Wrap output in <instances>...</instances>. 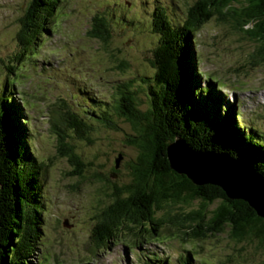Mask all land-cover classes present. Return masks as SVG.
I'll use <instances>...</instances> for the list:
<instances>
[{
	"label": "rangeland",
	"instance_id": "obj_1",
	"mask_svg": "<svg viewBox=\"0 0 264 264\" xmlns=\"http://www.w3.org/2000/svg\"><path fill=\"white\" fill-rule=\"evenodd\" d=\"M196 1L65 0L32 53L20 57L19 20L31 0H0V91L8 82L23 113L32 150L43 165L42 241L28 259L31 264H143L149 258L177 264L187 252L193 253L190 264H264V247L257 240L237 242L228 228L205 239H192L185 235L187 230L179 233L168 228L151 239L138 228L126 226L118 238L103 244L93 237L102 210L113 202L115 186L131 185L130 166L139 153L130 144L137 135L132 125L113 114L117 129L101 126L92 113L93 101L112 105L118 90L132 83L140 111L150 109L148 88L142 81L153 74L150 60L159 40L151 31L155 9L162 6L171 23L182 24ZM102 16L110 31L106 42L92 31L95 18ZM233 26L226 12L213 16L195 33V67L200 84L210 81L220 89L223 102L240 114L246 133L264 142V60L255 57L258 44ZM69 112L92 127L89 140L74 137L68 127L74 123ZM63 132L72 136L66 142L85 164L82 177L74 175L76 166L60 149ZM173 150L175 156H184L181 145ZM119 154L123 159L115 170ZM224 165L241 173L233 174V179H240L237 185L260 188L250 169ZM199 208L197 201L178 204L165 207L157 216L169 218ZM203 232L208 234V230Z\"/></svg>",
	"mask_w": 264,
	"mask_h": 264
},
{
	"label": "trees",
	"instance_id": "obj_2",
	"mask_svg": "<svg viewBox=\"0 0 264 264\" xmlns=\"http://www.w3.org/2000/svg\"><path fill=\"white\" fill-rule=\"evenodd\" d=\"M64 1L31 0L19 20L20 57L26 52L32 53L39 37L49 31ZM226 12L233 27L246 31L258 44L255 57L264 60V0H197L182 24L171 23L162 6H158L151 27L159 38L150 60L153 74L145 77L147 82L142 81L147 85L151 108L140 111L132 83L118 90L112 105L102 102L97 105L93 101L92 113L95 112V121L101 126L116 130L117 125L111 120L113 114L132 125L137 135L130 144L139 152L130 166L131 185L121 189L115 186L111 195L113 202L104 209L94 229L93 237L98 244L118 238L126 226L138 228L151 239L162 228L179 233L187 230L185 235L192 239H205L228 228L237 242L257 240L264 247V215L250 201L230 196L221 185L209 182L220 181L217 179L222 176L219 166L224 164L244 171L252 168V174L264 181V142L246 133L234 106L223 102L220 89L216 90L210 81L205 86L200 84L195 67L192 37L213 16H225ZM95 21L93 33L99 40L108 41L107 18L96 17ZM248 26L251 28L245 30ZM223 106L229 108L223 111ZM68 115L74 122L68 126L74 137L89 140L92 127L76 114L69 112ZM22 116L6 82L0 91V264H31L28 259L38 252L42 241L44 179L40 174L43 165L32 150ZM66 137L72 138L67 132L59 136L60 149L76 166L74 175L82 177L85 164L73 152ZM177 140L184 142L191 155L198 154V161L204 159L201 162L208 165L210 171L200 177L202 183L191 178L190 174L196 172L194 167L190 174L175 168L177 165L184 170L170 159V147ZM114 168L119 169L116 161ZM228 172L241 174L231 169ZM262 195L256 194L255 202L264 213ZM195 201L200 203L197 210L179 211L169 218L157 216L165 207L187 206ZM212 206L216 207L210 210ZM145 236L142 235V240H146ZM186 254L178 258V264H190L193 253ZM152 262L167 264L159 258H149L143 264Z\"/></svg>",
	"mask_w": 264,
	"mask_h": 264
},
{
	"label": "water",
	"instance_id": "obj_3",
	"mask_svg": "<svg viewBox=\"0 0 264 264\" xmlns=\"http://www.w3.org/2000/svg\"><path fill=\"white\" fill-rule=\"evenodd\" d=\"M181 145L183 148H184V156H180V154L179 155H177V156H175L174 155V146H176V145ZM169 153H170V159H171V161L174 163V164H178V166L179 167H183L184 168V170H182V169H179L178 167H177V165L175 166V168L177 169V170H179L180 172L182 171V172H184V173H189L192 169H193V167L195 168L194 170H193V172L194 171H196V172H194V173H189L190 174V176H191V178L193 179V180H195L196 182H198V183H202V181H201V178L200 177H203L204 175H205V172H208V170L210 171V169H207V166L208 165H206L205 164V162L203 163V162H201V161H203L204 159H202V160H200V161H198V154L196 155V156H194V155H191L192 154V152H191V150L190 149H188L185 145H184V142L183 141H180V140H177L174 144H173V146L172 147H170V151H169ZM178 156H180L179 158L180 159H177L176 157H178ZM183 157H185L184 159H183ZM121 161H122V156L120 155L119 157H118V159L116 160V168H119V165H120V163H121ZM197 162H198V165H196L197 164ZM205 166H204V165ZM214 166H216V165H214ZM219 168L221 169L220 171L222 172L221 174H222V176H220V177H217V179H219L220 181H217V180H210L209 182H213V183H215V184H219V185H221L226 191H227V193L230 195V196H233V197H241V198H244V199H246V200H248V201H250V203H252V205L253 206H255L257 209H258V211L262 214V215H264V213L262 212L263 210V208L261 209L260 207H258L257 206V204H256V202H255V195L256 194H259V195H262L263 197H264V181H262L261 179H259L258 177H256V179L258 180V182H259V184L261 185L260 186V188H258L257 189V187L255 188V187H251V188H248V187H243L242 186V184L241 183H238V184H240L241 185V187L239 186V185H237L235 182L236 181H238V180H240L238 177L236 178V179H233L232 177H234L235 175H231L228 171L230 170L229 168H226V165H222V166H219ZM187 169V170H186ZM207 169V170H206ZM214 169L215 170H219V169H217L216 167H214ZM252 168L250 169V172L252 173ZM254 172V171H253ZM194 174V175H193ZM197 174H202V175H198L197 176ZM225 174V175H224ZM213 175V171H211L210 172V176H212ZM222 180V181H221ZM208 182V181H207ZM223 182V183H222ZM260 189V190H259ZM242 192L244 193H246L247 195H243L242 194ZM259 192V193H258ZM238 193V194H237ZM262 203H264V201H262ZM264 206V205H263ZM262 210V211H261ZM65 225H66V227H69L68 226V223L67 222H65Z\"/></svg>",
	"mask_w": 264,
	"mask_h": 264
},
{
	"label": "flooded vegetation",
	"instance_id": "obj_4",
	"mask_svg": "<svg viewBox=\"0 0 264 264\" xmlns=\"http://www.w3.org/2000/svg\"><path fill=\"white\" fill-rule=\"evenodd\" d=\"M103 212V211H102Z\"/></svg>",
	"mask_w": 264,
	"mask_h": 264
}]
</instances>
